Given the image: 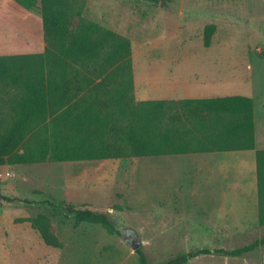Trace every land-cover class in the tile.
I'll return each instance as SVG.
<instances>
[{
    "label": "rangeland",
    "instance_id": "obj_1",
    "mask_svg": "<svg viewBox=\"0 0 264 264\" xmlns=\"http://www.w3.org/2000/svg\"><path fill=\"white\" fill-rule=\"evenodd\" d=\"M71 3L75 25L81 18L130 41L136 100L251 96L263 138L264 0ZM16 18L44 41L40 4ZM211 24L216 28L206 47L205 28ZM15 93L0 91V100ZM165 164L160 157H136L0 166V193L34 202L0 201V264H140L138 249L148 264H163L189 251L233 250L264 236L256 207L244 212L210 205L208 198L206 205L203 199L197 205L194 197L201 193L196 190L203 186L180 176L185 166L168 172ZM47 202L109 213L127 229L129 241L97 224L77 225ZM39 215L49 221L62 248L47 246L31 223L22 221ZM187 264H264V246L241 257L201 255Z\"/></svg>",
    "mask_w": 264,
    "mask_h": 264
},
{
    "label": "trees",
    "instance_id": "obj_2",
    "mask_svg": "<svg viewBox=\"0 0 264 264\" xmlns=\"http://www.w3.org/2000/svg\"><path fill=\"white\" fill-rule=\"evenodd\" d=\"M37 4L44 52L0 56V91L16 92L0 100V166L256 149L253 98L138 101L127 38L81 18L75 25L71 0H8L7 7L23 16ZM215 28H205L206 47ZM256 163L259 224L264 225V149L256 150ZM47 203L73 216L77 225L97 224L122 236L109 213ZM22 221L30 222L47 246L62 248L45 216ZM262 246L264 236L233 250L189 251L163 264H187L201 255L241 257ZM137 252L140 264H148L143 250Z\"/></svg>",
    "mask_w": 264,
    "mask_h": 264
},
{
    "label": "crops",
    "instance_id": "obj_3",
    "mask_svg": "<svg viewBox=\"0 0 264 264\" xmlns=\"http://www.w3.org/2000/svg\"><path fill=\"white\" fill-rule=\"evenodd\" d=\"M7 3L8 0H0V56L44 52L45 42L41 40V34L38 37L31 28L22 25V22H19L20 20L18 21L16 18L26 17L31 13L23 16L16 15L10 11ZM254 113L256 137V149L254 150L160 156L161 159L165 160L168 172L170 169L177 170L179 165L185 166L180 176L189 175L196 184L201 185L200 188L203 186V190H196L198 193L203 194L194 197L197 205L201 203L199 199H203L206 205L208 203L206 199L208 198L211 201L210 205L213 206L235 207L243 209L244 212L248 208L253 209L256 207V210L259 211L256 150L264 149V147H258V144L264 145V136L259 140L258 111L255 101ZM260 126L264 128V120Z\"/></svg>",
    "mask_w": 264,
    "mask_h": 264
},
{
    "label": "water",
    "instance_id": "obj_4",
    "mask_svg": "<svg viewBox=\"0 0 264 264\" xmlns=\"http://www.w3.org/2000/svg\"><path fill=\"white\" fill-rule=\"evenodd\" d=\"M0 201H3V195L1 193H0ZM120 231H121V234H122L124 240L125 241H129L130 236L125 234V231H127V229L120 228ZM132 245H133L134 249L138 248V246L135 245V241H132Z\"/></svg>",
    "mask_w": 264,
    "mask_h": 264
}]
</instances>
